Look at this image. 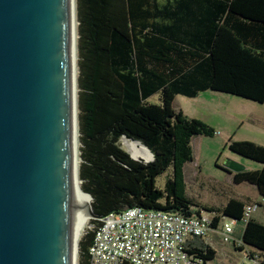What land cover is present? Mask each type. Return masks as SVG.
I'll return each mask as SVG.
<instances>
[{
	"label": "trees",
	"instance_id": "obj_1",
	"mask_svg": "<svg viewBox=\"0 0 264 264\" xmlns=\"http://www.w3.org/2000/svg\"><path fill=\"white\" fill-rule=\"evenodd\" d=\"M76 17L79 179L96 216L78 241V264H88L98 218L131 206L214 213L216 230L224 218L243 221L235 237L241 244H230L264 264V224L243 216L249 199L229 198L219 208L187 195L189 140L214 129L173 106L176 95L205 90L264 102V0H76ZM121 137L138 140L152 159L132 158ZM227 146L261 164L235 171L233 181L254 185L264 197V146L248 140ZM169 167L157 187L156 177ZM200 240L189 253L214 259L216 251Z\"/></svg>",
	"mask_w": 264,
	"mask_h": 264
},
{
	"label": "water",
	"instance_id": "obj_2",
	"mask_svg": "<svg viewBox=\"0 0 264 264\" xmlns=\"http://www.w3.org/2000/svg\"><path fill=\"white\" fill-rule=\"evenodd\" d=\"M84 218L72 0H0V264H74Z\"/></svg>",
	"mask_w": 264,
	"mask_h": 264
},
{
	"label": "rangeland",
	"instance_id": "obj_3",
	"mask_svg": "<svg viewBox=\"0 0 264 264\" xmlns=\"http://www.w3.org/2000/svg\"><path fill=\"white\" fill-rule=\"evenodd\" d=\"M151 99L157 101L158 95ZM173 106L181 109L186 116L197 118L214 129L213 135L197 134L189 140L191 159L183 165L187 195L201 205L219 208L229 198H237L243 202H248L249 199L251 203L259 204L250 216L264 224V197L254 185L245 181H233L235 171L259 169L261 164L232 152L227 146L228 141L240 140L264 146V102L257 103L225 92L205 90L194 97L178 94L174 97ZM121 138L118 142L122 146ZM80 161L78 157V174ZM172 170L169 167L156 177L157 187L164 186ZM89 219L83 231L88 226ZM244 224L245 222L238 221L233 225L234 237L241 236ZM213 239L212 245L217 250V255L207 261V264L249 263L244 251L235 250L232 244L222 242L220 236ZM229 248V253H225ZM75 264H78V251Z\"/></svg>",
	"mask_w": 264,
	"mask_h": 264
},
{
	"label": "built area",
	"instance_id": "obj_4",
	"mask_svg": "<svg viewBox=\"0 0 264 264\" xmlns=\"http://www.w3.org/2000/svg\"><path fill=\"white\" fill-rule=\"evenodd\" d=\"M256 208L255 203L245 205L244 220ZM214 215L141 206L109 212L98 218L88 249V264H207L191 255L188 249L194 246L195 240L206 237L209 231H217L224 243L241 244L233 234L236 222L224 218L216 230L210 226ZM241 264L259 262L250 259L249 263Z\"/></svg>",
	"mask_w": 264,
	"mask_h": 264
},
{
	"label": "bare ground",
	"instance_id": "obj_5",
	"mask_svg": "<svg viewBox=\"0 0 264 264\" xmlns=\"http://www.w3.org/2000/svg\"><path fill=\"white\" fill-rule=\"evenodd\" d=\"M73 4V45H74V149H75V185H76V198L78 210L81 216L86 218L80 222V235L83 231L89 217H90V201L91 197L86 194L80 187L79 174H78V157H79V131H78V103H77V17H76V0H72ZM122 147L128 151L134 158L149 160L151 158L150 151L142 144L135 140L126 137L121 138ZM78 245L75 252L74 264L76 263Z\"/></svg>",
	"mask_w": 264,
	"mask_h": 264
},
{
	"label": "crops",
	"instance_id": "obj_6",
	"mask_svg": "<svg viewBox=\"0 0 264 264\" xmlns=\"http://www.w3.org/2000/svg\"><path fill=\"white\" fill-rule=\"evenodd\" d=\"M235 199H237V198H235ZM253 217V216H252ZM255 218V217H254ZM216 236H220L219 235V233L217 232V231H215V230H211V231H209L208 232V234L206 235V237H204L203 239H201L202 241H203V243H207V244H209L210 246H212V248L216 251V255H217V250L214 248V246L212 245V240H214L213 239V237H216ZM225 250V249H224ZM229 251H230V248L228 249V250H225L224 252L225 253H229Z\"/></svg>",
	"mask_w": 264,
	"mask_h": 264
}]
</instances>
